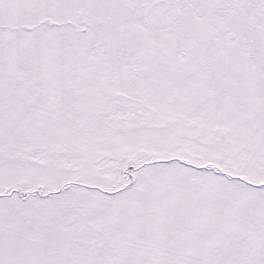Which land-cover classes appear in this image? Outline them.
<instances>
[{"label":"snow or ice","instance_id":"obj_1","mask_svg":"<svg viewBox=\"0 0 264 264\" xmlns=\"http://www.w3.org/2000/svg\"><path fill=\"white\" fill-rule=\"evenodd\" d=\"M0 264H264V0H0Z\"/></svg>","mask_w":264,"mask_h":264}]
</instances>
